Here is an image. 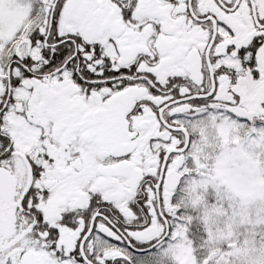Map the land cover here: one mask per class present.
<instances>
[{"label":"snow or ice","instance_id":"6c2138e0","mask_svg":"<svg viewBox=\"0 0 264 264\" xmlns=\"http://www.w3.org/2000/svg\"><path fill=\"white\" fill-rule=\"evenodd\" d=\"M0 264H264V0H0Z\"/></svg>","mask_w":264,"mask_h":264}]
</instances>
